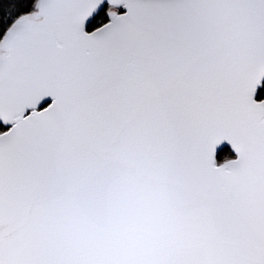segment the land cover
I'll return each instance as SVG.
<instances>
[{
	"label": "snow or ice",
	"instance_id": "snow-or-ice-1",
	"mask_svg": "<svg viewBox=\"0 0 264 264\" xmlns=\"http://www.w3.org/2000/svg\"><path fill=\"white\" fill-rule=\"evenodd\" d=\"M0 264H264V0H0Z\"/></svg>",
	"mask_w": 264,
	"mask_h": 264
}]
</instances>
